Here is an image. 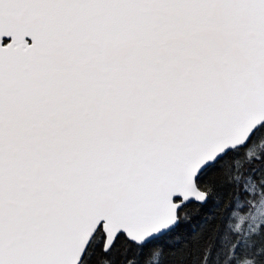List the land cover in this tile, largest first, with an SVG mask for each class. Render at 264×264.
I'll return each instance as SVG.
<instances>
[{
    "label": "water",
    "instance_id": "1",
    "mask_svg": "<svg viewBox=\"0 0 264 264\" xmlns=\"http://www.w3.org/2000/svg\"><path fill=\"white\" fill-rule=\"evenodd\" d=\"M264 125V0H0V264L144 246Z\"/></svg>",
    "mask_w": 264,
    "mask_h": 264
},
{
    "label": "trees",
    "instance_id": "2",
    "mask_svg": "<svg viewBox=\"0 0 264 264\" xmlns=\"http://www.w3.org/2000/svg\"><path fill=\"white\" fill-rule=\"evenodd\" d=\"M197 184L208 202L184 207L177 228L144 246L119 235L108 252L99 229L81 264H264V125Z\"/></svg>",
    "mask_w": 264,
    "mask_h": 264
},
{
    "label": "rangeland",
    "instance_id": "3",
    "mask_svg": "<svg viewBox=\"0 0 264 264\" xmlns=\"http://www.w3.org/2000/svg\"><path fill=\"white\" fill-rule=\"evenodd\" d=\"M261 219H264V205L260 208L259 212L257 213V224L260 222Z\"/></svg>",
    "mask_w": 264,
    "mask_h": 264
},
{
    "label": "bare ground",
    "instance_id": "4",
    "mask_svg": "<svg viewBox=\"0 0 264 264\" xmlns=\"http://www.w3.org/2000/svg\"><path fill=\"white\" fill-rule=\"evenodd\" d=\"M168 234V233H167ZM166 235V234H165ZM164 236V235H163Z\"/></svg>",
    "mask_w": 264,
    "mask_h": 264
}]
</instances>
